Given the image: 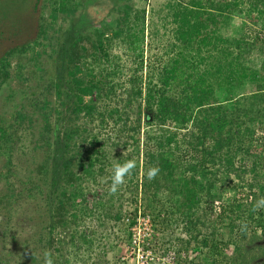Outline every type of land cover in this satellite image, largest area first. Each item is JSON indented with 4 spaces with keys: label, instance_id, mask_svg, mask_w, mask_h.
Segmentation results:
<instances>
[{
    "label": "trees",
    "instance_id": "16d2710c",
    "mask_svg": "<svg viewBox=\"0 0 264 264\" xmlns=\"http://www.w3.org/2000/svg\"><path fill=\"white\" fill-rule=\"evenodd\" d=\"M54 2L55 6L60 3L59 9L54 8L55 21L58 14H74L78 9L74 0ZM171 9L176 24L175 54L168 55V62L153 69L148 82L144 83L138 76L129 79L132 99L128 104L131 106L140 100L146 127L157 131L153 136L151 131L146 132L147 142L143 143L145 159L141 168L144 174L136 188H141L144 203L140 201L139 205L145 213L152 214L156 227L159 224L165 230L172 221L184 223L189 237L181 239L182 248L190 250L192 244L200 245L203 250L208 248L222 257L211 264H245L234 255H225L224 249L219 251L223 243L217 239V228L213 226L211 233L205 234L201 226L207 223L196 213L204 199L211 206L205 215L214 212L216 201L221 199L213 192L215 183L233 176L240 183L247 182L244 184L250 199L221 206L217 220L221 225L228 220L230 229L224 246L235 245V252H240L242 242L259 239L258 230L264 237V206H258L264 198V149H260L264 137L259 144L254 127L259 125L264 129V41L259 36L250 41L244 32L237 38L220 34L235 16L250 18L254 25H261L264 33V0H178ZM134 21L144 26L142 36L130 34L126 41L141 70L144 67L145 14L136 16ZM130 23L126 22V26L131 31ZM39 31L40 35H45V26L41 25ZM125 33L121 26L113 30L116 38ZM109 39L104 32H96L94 39H89L97 59H102ZM50 40L58 39L51 37ZM83 40L79 37L66 48L58 41L59 46L52 42L49 55L45 51L38 53L36 59L32 58L36 66L41 63L35 67L41 75L19 74L23 79L18 89L21 100L15 102L16 105L12 103L16 93L12 89L7 97L13 110L9 116L6 113L0 116V154L7 160L5 171L0 172L3 178L0 181L5 184L0 191V213L6 218L0 221V228L5 229L3 237L0 235V264H12L14 257L16 264H46L45 253L55 242L49 238L51 234L77 223L78 210L85 201L84 190L88 187L86 177L95 182L96 175L103 176L108 167L107 170L112 168L110 172H114V163H109L105 155L97 156L95 148L100 145L97 140L91 143L92 152L90 150L87 156L77 159L70 154L72 139L80 134V128H74L78 114L85 112L94 120L96 101L86 103L85 98L94 92L102 98L116 88L109 82L103 84V74L99 81L93 72L87 73L93 76L89 82L78 77L82 74L81 61L89 55L88 49L81 46ZM255 46H260L263 55L260 69L248 67L244 57ZM15 51L25 53L23 49L12 52ZM12 52L0 58V93L10 84ZM43 54L46 56L41 61ZM117 58H109L115 66L112 71L115 75L121 72L114 64ZM18 64V69L23 71V64ZM247 84L254 88L250 94L241 91ZM114 113L122 117L119 110L111 114ZM61 124L66 130L62 135ZM124 125L133 133L131 138L140 149L141 120L132 121L126 114ZM56 148L59 149L56 151ZM23 150L28 152L23 154ZM56 155L61 158L55 159ZM20 157L22 165L17 163ZM39 157L38 163L35 160ZM153 168L158 172L154 178H149V170ZM139 170L137 165L131 173L137 176ZM248 175L252 177L250 181L246 179ZM27 199L34 207L26 211L30 214L23 217L21 224L24 227L27 224L28 230L21 231L20 227L18 237L11 235L13 248L7 249L5 240L10 236L15 210ZM96 204L94 208L105 211L106 216L122 218V207L117 203L99 201ZM138 210L130 214L132 224L136 222ZM26 212H22V216ZM34 227L41 229L39 238ZM238 229L242 233H236Z\"/></svg>",
    "mask_w": 264,
    "mask_h": 264
},
{
    "label": "rangeland",
    "instance_id": "374dc122",
    "mask_svg": "<svg viewBox=\"0 0 264 264\" xmlns=\"http://www.w3.org/2000/svg\"><path fill=\"white\" fill-rule=\"evenodd\" d=\"M74 1L78 5L77 11L74 14H71V12L67 14L60 13L56 18L57 21H55L53 19L54 8L59 9L60 3L55 6L54 0H0V58L5 53H11L15 49H23L25 51V53L12 52V77L10 84L0 93V116L4 115V113H6V116L11 115L10 112L13 110L12 103H18L21 100L18 89L21 88L23 79L19 77V74L22 72L26 76L28 73L42 74L35 68L41 63L36 66L37 62L32 61V58L36 59L38 53L45 51L49 55L51 44L54 42L50 40L51 37L58 39L57 41L64 48L69 47L79 37H83L84 40L81 46L88 49L89 55L82 59V74H79L78 77L84 79L85 82H89L93 76H89L87 73L93 72V75H96L94 77L99 81L101 74L103 76L106 74L105 77L102 76L101 78L103 84L109 82L110 86L115 85L116 88L115 92L109 93L102 98H100L98 92H94L85 98L86 103L96 101L94 120L89 115H86L85 112L78 114L74 128L79 127L80 134L75 135L74 139H72L70 154L76 155L77 159H80L81 156H87L90 150L92 152L91 143L97 140L100 143L95 148L98 151L97 156L105 155L106 160L115 165L119 160H122V162L133 160L135 167L138 165L140 170L137 176H134L133 173L126 175L115 192L112 191L111 181H113L112 177L114 174V172H110L111 170L113 171L112 168L107 170L108 167L103 176L96 175L95 182L91 177H86L88 187L84 190L85 201L78 210L77 223L66 229L59 228L55 233H52L49 238L51 240L54 239L55 242L48 246L47 252H51L54 264H143L141 258L143 253L138 254L135 251L133 255H130L132 252V249H130L132 234L130 231L131 225L127 221V218L131 219L132 216L130 214L133 213L132 211L139 209L137 217L140 215L141 218L149 217L153 228V233L147 241L149 242L147 250L149 255L147 262H144L145 264H211L214 259H219L221 256L208 248L203 250L200 245L192 244L190 250L182 248L181 239L187 240L189 237L184 231V223L172 221L171 226L165 230L159 224L157 227L155 226L157 222L154 223L152 214L145 213L140 207V201L144 202L141 200V188L139 190L136 188V183H141L140 180L144 174L141 166L145 159L143 143L146 144L147 142L146 132L151 131V136H153L154 131H157L155 128L150 130L146 127L145 116L140 111V100L134 101L131 106L128 104L129 99H132L129 93L132 86L129 79L138 76L143 78L144 83L148 82L151 79L148 76L153 72V69L160 68L162 63L169 61L170 56L168 55L175 54L173 46L176 41L174 38L176 24L173 19L174 12L171 8L178 4V0ZM142 14H145L144 67L138 70L139 66H137L134 53H131L128 49L126 37L134 33L142 36L140 32L144 26H141L139 22L134 24L136 16H141ZM128 21L131 22V31L126 26ZM41 25L45 26L47 35H40ZM117 26L119 28L121 26L126 31L119 38L113 35V30H116ZM96 32H104L110 37V41L106 42L102 59H97L94 56L95 50L89 40L94 39ZM243 32L248 35L250 41L255 39L256 36H259V39L264 41L261 25H254L250 18L238 16L231 19L229 24L222 28L220 34L225 37L237 38ZM35 41L38 43H35ZM57 41L54 43L57 44ZM57 45L59 46V44ZM46 54L42 55L43 60L40 59L41 61H44ZM114 57H119L114 62L121 71L119 75L112 73L115 66L113 67L110 63L109 58L113 59ZM244 57L248 67L253 69L261 68L263 55L260 46H255ZM18 63L23 64L25 67L23 71L18 69ZM11 89L16 91L12 103L7 98L11 93ZM241 91L242 93L250 94L254 91V88L247 84ZM55 99L53 96L52 100L55 101ZM114 110H119L122 117L115 113L111 114ZM103 114L105 115L104 117L102 116ZM126 114H129L132 121L141 120L140 149L131 138L133 133L124 127ZM119 118L122 120H119ZM254 127L256 129V139L261 144V138L264 137V129H261L259 125ZM60 128V135H62L63 131H66L65 125L61 124ZM58 149L56 148V151ZM260 149L263 150L264 145ZM26 152L28 150H23V154ZM57 154L61 155L62 153L58 152ZM60 158L57 155L55 157L57 160ZM21 159L23 158L20 157L17 163L22 165ZM40 160L41 158L39 157L35 161L39 163ZM6 161L4 156L0 154V172L5 171L4 165ZM262 173H264V168ZM251 178V175H248L246 179L250 181ZM244 183L246 184L247 182ZM244 183L242 181L240 183L238 178L233 176L227 180L216 182L213 192L220 195L221 199L216 201L215 211L205 215L211 206L207 205L204 199L196 214L200 217L203 216L207 223L205 227L201 226L205 234L211 233L213 226L217 228V239L223 243L220 245L219 251L224 249L225 255L229 257L234 255L237 257V261L245 264H264V237L261 230L257 232L259 239L253 238L255 241H252V243L242 242L243 249L240 252H235V245L224 246L230 234L229 221L226 220L221 225L222 223L217 220L223 204L233 203L234 201H246L248 197L250 199V192ZM84 184L87 185L86 183ZM4 185V182L0 181V191L4 188ZM236 185H239V187L234 188ZM99 201L106 204L110 201L117 203L118 207H122V218L120 220L114 219L112 218L114 216H106L105 211L94 208ZM158 206L161 207L159 204ZM32 207H34L33 204L27 199L15 210V220L18 216L19 225L14 220L11 224L12 227H9L11 233L5 240L7 249L13 248V245L10 244L11 235L16 234L18 237L19 229L23 228L21 231L28 230L27 224L24 227L21 221L24 216L30 214V212L26 211ZM22 212L27 214L22 216ZM5 219L0 213V221L2 222ZM3 231L5 229L0 228V235ZM34 231L37 234V238H39L41 229L34 227ZM236 233L242 232L238 229ZM40 256L44 255L40 254ZM15 259L16 257L13 258L12 264H16Z\"/></svg>",
    "mask_w": 264,
    "mask_h": 264
},
{
    "label": "built area",
    "instance_id": "2783aa9c",
    "mask_svg": "<svg viewBox=\"0 0 264 264\" xmlns=\"http://www.w3.org/2000/svg\"><path fill=\"white\" fill-rule=\"evenodd\" d=\"M127 221L131 225L130 231L132 234V244L130 247V249H132V252L130 255H133L135 251H137L138 254L143 253L141 258L143 260V264H145L144 262H147V258L149 255V251H147L149 242L147 241L153 233L151 220L149 217L141 218L140 215L136 217V222L134 224L131 223V220L129 218H127Z\"/></svg>",
    "mask_w": 264,
    "mask_h": 264
},
{
    "label": "clouds",
    "instance_id": "9594fccd",
    "mask_svg": "<svg viewBox=\"0 0 264 264\" xmlns=\"http://www.w3.org/2000/svg\"><path fill=\"white\" fill-rule=\"evenodd\" d=\"M135 168V162L133 160H127L123 163H117L114 166V174L112 177L113 183H112V191H117L118 186L123 182L126 175L130 174L131 171ZM158 172V169L153 168L149 170V178H154L156 173ZM258 206H264V198H262L258 202ZM45 261L46 264H54L51 252L45 253Z\"/></svg>",
    "mask_w": 264,
    "mask_h": 264
}]
</instances>
